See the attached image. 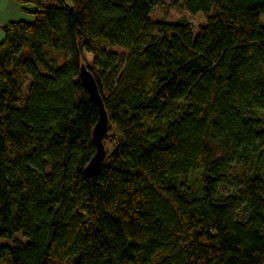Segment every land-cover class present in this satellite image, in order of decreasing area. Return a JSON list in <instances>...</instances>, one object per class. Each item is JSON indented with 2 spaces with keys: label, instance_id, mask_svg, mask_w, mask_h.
<instances>
[{
  "label": "trees",
  "instance_id": "obj_1",
  "mask_svg": "<svg viewBox=\"0 0 264 264\" xmlns=\"http://www.w3.org/2000/svg\"><path fill=\"white\" fill-rule=\"evenodd\" d=\"M16 2L35 19L0 43V237L27 241L0 264H264V0H183L197 35L151 22L159 0ZM83 64L110 125L92 178Z\"/></svg>",
  "mask_w": 264,
  "mask_h": 264
},
{
  "label": "rangeland",
  "instance_id": "obj_2",
  "mask_svg": "<svg viewBox=\"0 0 264 264\" xmlns=\"http://www.w3.org/2000/svg\"><path fill=\"white\" fill-rule=\"evenodd\" d=\"M182 1L183 0H159V3L154 7L150 14V21L151 22H158V21H172L177 22L180 18H186L190 21H192L196 25L195 29V35H197L198 27L200 24H204L205 20L202 14L192 15L190 14L186 9L182 8ZM53 0H45V5L51 6L53 5ZM102 48L106 51H115L123 56L128 55V51L124 50L119 47H110L107 45L102 44ZM85 59L87 60L88 64H91L94 56L85 53ZM29 84V81L26 79L24 81V88L25 91H27V86ZM202 170L200 171H193L189 175L184 176L181 178L182 183L184 184V189L189 188V192L191 195H201L203 193V186L204 182L201 177ZM229 191V188L225 186H220V192L226 193ZM15 239L21 240L26 242L27 238L24 236L22 232H18L15 234L13 239H6L0 237V246L3 245H13Z\"/></svg>",
  "mask_w": 264,
  "mask_h": 264
},
{
  "label": "water",
  "instance_id": "obj_3",
  "mask_svg": "<svg viewBox=\"0 0 264 264\" xmlns=\"http://www.w3.org/2000/svg\"><path fill=\"white\" fill-rule=\"evenodd\" d=\"M80 77L86 90L91 94L99 107V118L93 130V140L96 146V152L85 170L87 176L92 178L97 174L106 157L104 139L109 133L110 125L108 113L97 80L85 64L80 68Z\"/></svg>",
  "mask_w": 264,
  "mask_h": 264
},
{
  "label": "crops",
  "instance_id": "obj_4",
  "mask_svg": "<svg viewBox=\"0 0 264 264\" xmlns=\"http://www.w3.org/2000/svg\"><path fill=\"white\" fill-rule=\"evenodd\" d=\"M34 19V15L25 13L16 0H0V43L5 39L3 28L8 23L14 21L33 22Z\"/></svg>",
  "mask_w": 264,
  "mask_h": 264
}]
</instances>
